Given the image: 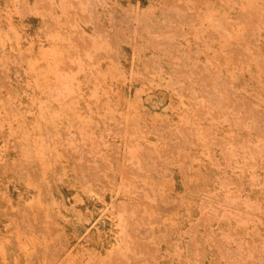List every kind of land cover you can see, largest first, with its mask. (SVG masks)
Returning <instances> with one entry per match:
<instances>
[{"label": "rangeland", "instance_id": "rangeland-1", "mask_svg": "<svg viewBox=\"0 0 264 264\" xmlns=\"http://www.w3.org/2000/svg\"><path fill=\"white\" fill-rule=\"evenodd\" d=\"M0 264H264V0H0Z\"/></svg>", "mask_w": 264, "mask_h": 264}]
</instances>
